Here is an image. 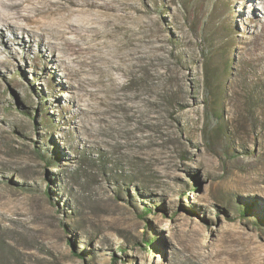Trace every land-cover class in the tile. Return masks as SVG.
Masks as SVG:
<instances>
[{"label":"rangeland","instance_id":"obj_1","mask_svg":"<svg viewBox=\"0 0 264 264\" xmlns=\"http://www.w3.org/2000/svg\"><path fill=\"white\" fill-rule=\"evenodd\" d=\"M133 2L102 106L0 26V264H264V0Z\"/></svg>","mask_w":264,"mask_h":264},{"label":"bare ground","instance_id":"obj_2","mask_svg":"<svg viewBox=\"0 0 264 264\" xmlns=\"http://www.w3.org/2000/svg\"><path fill=\"white\" fill-rule=\"evenodd\" d=\"M108 1L0 0V26L14 34L16 45L23 56L30 51L32 41L37 40L39 44L41 43L39 57L45 61L42 64L44 68L47 69L46 62L54 60L62 70L70 68L67 75L74 80L71 88L75 85L73 89L78 92L79 99L86 98L88 103L86 107L91 100L101 105L105 103V98H108L107 93L106 97L104 94L107 90L106 82H110L114 88L121 87L113 72L123 76L130 67H133L135 55L133 41L121 40L119 35L134 30V27L131 28L124 22L134 20L135 14L139 11L133 0H110L109 3L113 2L115 6L108 4ZM90 10L94 11L93 14L91 12L92 15L89 14ZM18 20L25 23L20 24ZM250 20L258 21L255 16ZM261 27L264 29V23H261ZM17 32L27 34L28 39H22ZM3 34L4 32L0 30V36ZM46 37L52 40L44 44L42 39ZM54 49L61 50V55L54 56ZM261 49L263 51L261 57L264 58V46ZM125 50L128 51L123 53ZM9 57L14 55L9 53ZM126 63H129V66ZM46 73L49 75L48 69ZM125 99L127 97L122 98L120 95L113 97L114 101L122 100L120 104L115 105L123 106L125 110L131 109L124 104Z\"/></svg>","mask_w":264,"mask_h":264},{"label":"trees","instance_id":"obj_3","mask_svg":"<svg viewBox=\"0 0 264 264\" xmlns=\"http://www.w3.org/2000/svg\"><path fill=\"white\" fill-rule=\"evenodd\" d=\"M145 213H149L150 211L148 209H144ZM146 247H151V240H144L143 241Z\"/></svg>","mask_w":264,"mask_h":264}]
</instances>
